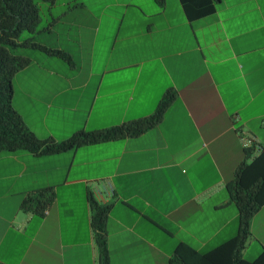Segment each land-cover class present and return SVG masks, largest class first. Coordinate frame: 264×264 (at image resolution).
Masks as SVG:
<instances>
[{
  "label": "crops",
  "instance_id": "obj_1",
  "mask_svg": "<svg viewBox=\"0 0 264 264\" xmlns=\"http://www.w3.org/2000/svg\"><path fill=\"white\" fill-rule=\"evenodd\" d=\"M183 1L61 0L56 15L47 4L31 42L69 62L25 45L35 54L11 80V106L35 138L108 129L174 96L136 137L1 153L0 264H98L88 195L108 207V264H168L179 243L204 253L236 233L226 185L264 148V0ZM48 188L45 214L21 207ZM263 248L264 204L241 258Z\"/></svg>",
  "mask_w": 264,
  "mask_h": 264
},
{
  "label": "trees",
  "instance_id": "obj_2",
  "mask_svg": "<svg viewBox=\"0 0 264 264\" xmlns=\"http://www.w3.org/2000/svg\"><path fill=\"white\" fill-rule=\"evenodd\" d=\"M38 1L48 4L53 2V0H0V154L24 151L31 154L56 155L83 145L136 137L157 125L173 100L174 94L171 91L163 94L152 114L146 117L104 130L79 131L64 141L55 142L50 138L39 140L23 126L11 106V80L29 61L17 55L16 50L29 46L69 62V57L64 52L45 49L29 41L30 38L20 40L22 33L31 35L36 32L39 22ZM153 1L158 6L164 4V0ZM190 3L183 1V6L187 8ZM226 188L237 211L236 233L204 253H198L190 246L179 243L168 264H264V248L252 261L241 258V251L249 236L250 219L264 204V148L249 163H242L236 168ZM52 197L51 189L38 190L28 196L21 207L41 216ZM87 200L98 264H108L105 239L108 207L98 204L91 195H88Z\"/></svg>",
  "mask_w": 264,
  "mask_h": 264
},
{
  "label": "rangeland",
  "instance_id": "obj_3",
  "mask_svg": "<svg viewBox=\"0 0 264 264\" xmlns=\"http://www.w3.org/2000/svg\"><path fill=\"white\" fill-rule=\"evenodd\" d=\"M60 1L61 0H55V7H54V9L51 12L53 15H56L57 13L60 12V8L57 5ZM47 4L48 3H45V2H40V1L37 2L38 11H39V22L37 24V27H36L37 29L36 30H38L39 28H41L44 25L45 20L47 19V13L45 12V8L47 7ZM30 36L31 35H29L27 33H22L20 35V40L25 39V38L28 37V38H30L29 41H31L32 39H31ZM15 53L17 55H20V56L24 57V58H32L33 57V54H35L31 50L24 49V48H20V49L16 50Z\"/></svg>",
  "mask_w": 264,
  "mask_h": 264
},
{
  "label": "built area",
  "instance_id": "obj_4",
  "mask_svg": "<svg viewBox=\"0 0 264 264\" xmlns=\"http://www.w3.org/2000/svg\"><path fill=\"white\" fill-rule=\"evenodd\" d=\"M240 141H241L242 147L245 149L251 148L255 144L254 139L252 137L246 134H243V133L240 136ZM45 213H46V210H44L42 214H45Z\"/></svg>",
  "mask_w": 264,
  "mask_h": 264
}]
</instances>
